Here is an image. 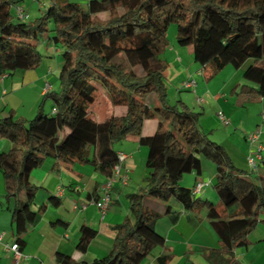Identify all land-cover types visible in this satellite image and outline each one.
Masks as SVG:
<instances>
[{
	"label": "trees",
	"instance_id": "1",
	"mask_svg": "<svg viewBox=\"0 0 264 264\" xmlns=\"http://www.w3.org/2000/svg\"><path fill=\"white\" fill-rule=\"evenodd\" d=\"M21 1L0 0V77L28 69L38 54V40L46 36L61 46L63 65L58 89L50 93L54 111L40 107L31 119H0V138L13 145L0 150V172L6 197L15 200L20 249L27 227L42 214L31 207L37 190L29 178L34 168L53 157L63 163L91 162L110 178L118 162L115 142L136 135L148 147V174L144 188L128 195L132 212L115 226L113 248L82 261L58 252V262L140 264L165 245L156 228L159 207L178 202L185 209L207 210L224 246L221 263L239 264L229 254L247 245L248 234L264 223V173L237 168L224 147L201 129L199 112L182 100L168 101V62L162 54L169 44L168 27L175 23L178 43L192 46L206 77L228 64L240 67L252 60L244 77L257 87L242 85L240 92L249 100L264 95V0H88L87 8L75 0H48L30 22L12 12ZM101 90L112 105L126 109L123 115L101 121L90 116ZM146 119L158 120L150 136L142 134ZM203 158L216 164L218 203L182 184L184 174L202 172ZM95 235L94 228L82 226L79 250L86 251ZM169 258L159 256L160 264Z\"/></svg>",
	"mask_w": 264,
	"mask_h": 264
},
{
	"label": "crops",
	"instance_id": "2",
	"mask_svg": "<svg viewBox=\"0 0 264 264\" xmlns=\"http://www.w3.org/2000/svg\"><path fill=\"white\" fill-rule=\"evenodd\" d=\"M188 47L193 54L192 46ZM175 50L178 51L175 46L168 49L166 52L171 55L165 56V60L169 68L173 67L174 77H178L177 79L181 81L180 88H183L184 80L194 78L192 71L194 68L200 73L202 71L199 64L195 66L191 58L186 60ZM251 61L248 60L240 67L233 66L228 78L222 82L220 90L224 93L230 92L235 100L226 113L228 116L224 112L230 122L225 124L219 115L218 118L227 126L228 139L222 144L234 165L252 175H262L264 165L261 159H257L258 167L255 171H252L248 164L247 155L255 151L256 143L248 139L247 134L257 128L261 130L260 141L264 153V95L249 100L240 92L242 85L257 87L255 82L244 77V68ZM29 62L28 69L0 77V119H31L40 107L45 112L48 108L50 109L48 112L53 110L54 101L50 93L59 86L58 76L63 65L62 48L49 38H45L43 44L38 43V54L32 56ZM229 65L231 64L221 70ZM169 68L167 67L165 71L166 78L170 75ZM196 82L197 92L198 81ZM47 83L50 84L48 90ZM206 88L207 86L204 87L205 90ZM197 99L204 101L203 96H197ZM125 111L122 106L112 105L106 91L101 90L90 116L96 121H101L110 115H123ZM157 124V119H146L142 134L144 136L154 134ZM0 142V150L7 151L13 146L12 142L5 138H0ZM116 150L127 155L122 173L127 170L129 179L123 184L119 176L115 178L111 189V205L104 216L96 205L89 204L85 209L81 208L85 199L101 194V187L108 180L93 163L81 161L63 163L58 162L56 158L48 157L31 171L30 181L37 186L31 207L36 211L41 209L42 214L24 232L25 245L20 249L22 255L19 258L10 249L17 240V224L13 217L15 200L6 197L4 177L0 172V264H62L57 260L58 252L70 255L76 261L107 255L114 246L115 226L132 212L128 195L144 188L148 174L146 166L148 147L140 143L138 136H127ZM88 154L90 157L94 156L92 148L88 150ZM211 163L213 162L203 158L202 172L192 171L184 174L182 184L193 188L199 180L208 181L209 184L198 195L213 202L219 200V195L214 185L212 186L216 166ZM159 209L162 215L156 222V228L165 236V245L155 248L140 264H160L159 256L164 254H170L166 264H225L221 263L225 253L224 246L210 224L205 208L189 210L178 202H171ZM82 226H90L96 230V235L84 252L77 247ZM229 255L239 264H264V223H259L248 234L247 245L235 248Z\"/></svg>",
	"mask_w": 264,
	"mask_h": 264
},
{
	"label": "rangeland",
	"instance_id": "3",
	"mask_svg": "<svg viewBox=\"0 0 264 264\" xmlns=\"http://www.w3.org/2000/svg\"><path fill=\"white\" fill-rule=\"evenodd\" d=\"M75 1H78L84 8H87L88 0H75ZM21 4L24 6L26 10L27 18L25 19L28 22L33 21L37 16L41 14V11L49 5L48 0H22ZM12 12L14 16H16V11L14 7L12 8ZM106 15L107 14H104L103 16ZM50 27L51 28L53 27V23H50ZM177 32H178L177 24L171 23L167 30V37L169 39V44L165 52L162 54V57L164 59L165 56L169 57L171 54H168L167 50L170 49L172 46H175V48L178 49V51L175 50L176 52L180 53L186 60L191 58L195 66H197L198 62L194 61L193 54L190 51L189 47L186 45H180L178 43ZM49 34L51 36L52 32H50ZM45 38L48 37L46 36L44 38L43 37L40 38L37 43L43 44ZM172 70L173 67H170L169 68L170 72L168 74L172 76L167 75L166 78L168 101L170 103H176L178 100L185 101L187 104L190 105V107H192V109H194V111L199 112L201 129L208 134V137L211 140L223 146V144L226 143L228 139L226 136L227 126L221 122V120L218 118L217 113L219 110H222L223 112H225V114L228 113V111L232 107V104L234 103L235 97L233 95H230V92L224 93L223 90H220V86L222 82H224L228 78L229 74L233 70V65H229V67L221 70L212 77H206L204 74L198 72L196 68H194L192 70L194 74V78L193 77L192 78L198 81L197 92L189 89L180 88L181 81L177 79L178 78L177 76L174 77V73L172 72ZM207 80L209 82L208 83L209 85L207 84ZM205 82L207 86L206 90L204 89V87H206ZM197 96L200 97L203 96L204 101L203 102L198 101ZM182 97L186 100H183ZM46 111L48 113L50 109L48 108L46 109ZM120 144L121 141L115 142V147L118 148ZM211 164H214L216 166L214 162ZM218 201L213 200L214 203H218Z\"/></svg>",
	"mask_w": 264,
	"mask_h": 264
},
{
	"label": "built area",
	"instance_id": "4",
	"mask_svg": "<svg viewBox=\"0 0 264 264\" xmlns=\"http://www.w3.org/2000/svg\"><path fill=\"white\" fill-rule=\"evenodd\" d=\"M15 11H16V17L20 20H25L27 18V13L22 4H18L15 6ZM6 74H3L1 77H4ZM197 82L193 78H187L182 82V87L184 89H189V90H196ZM50 88V84H46V90ZM200 100V99H199ZM55 108H53V111ZM218 115L220 119L222 120L223 123L228 124L230 122V119L224 114L223 111H219ZM263 118H264V113H263ZM260 135H261V130L259 128L252 130L247 134L248 139L256 143V148L253 153H249L247 155V161L248 164L251 168L252 171H255L257 169V159L263 158V145L260 141ZM127 155L123 151L118 152V162L115 164L114 169H113V175L106 180L102 187H101V194L95 197H91L88 199H85L84 202L81 204L82 210L87 207L89 204L96 205L99 210L101 211V214L104 216L108 210V208L111 205L112 201V194H111V189H112V184L113 181L117 176L120 177V181L123 184H126L129 179V174L128 171H124L122 173V166L124 161L126 160ZM209 184L208 181L204 180H199L196 182V184L193 187V192L194 193H200V191ZM10 249L13 250L15 256L19 258L22 255V252L20 250V246L18 245L17 242H14L11 246Z\"/></svg>",
	"mask_w": 264,
	"mask_h": 264
}]
</instances>
